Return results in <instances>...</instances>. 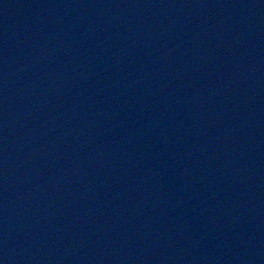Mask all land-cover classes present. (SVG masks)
Here are the masks:
<instances>
[{
    "label": "water",
    "instance_id": "1",
    "mask_svg": "<svg viewBox=\"0 0 264 264\" xmlns=\"http://www.w3.org/2000/svg\"><path fill=\"white\" fill-rule=\"evenodd\" d=\"M40 1L42 6L46 2V7L50 3L53 4V7H57L56 11H59L60 14L58 16L51 11V15L47 16L39 9V1H29L26 3L28 11L32 12L34 16L39 14L38 17L41 16L43 20L37 21V25L31 24L30 28H26V30H23L22 25H19L17 30L11 31L10 26L8 27L7 24L11 25L13 17L8 18V16H5L3 12L7 11L0 8V55L3 51H8V53H5L6 55L12 53L15 59L22 60L21 64H24L19 66L22 69L21 72L12 67V62L9 63L10 66L6 63L0 65V151L5 153V158L12 154H17L16 158L24 157L22 161H20L21 159L17 161L18 163L24 162L23 164H27V158H30V156L35 158L37 155L36 158L40 159L37 153L44 158L43 161H40L41 168L38 170L32 171L31 166L21 168L20 180L24 176L30 177L28 189L15 193L16 202L21 200L22 195L27 194L29 195V201L36 199L35 197H38L37 199L42 197L41 199H43L47 195H54V207L58 208L60 184L62 186L65 183V185L71 186L72 182L69 181L76 179L82 186L93 190L101 203L105 204L107 210L114 209L113 218L123 223L136 238L140 239L149 251V253L146 252L147 254H156L166 263L264 264V167L258 166L261 162H264V153L263 155L259 154L261 155L260 164L251 163L254 158H257L260 148L264 151V136L256 137L253 142H248L249 144H259L258 150L256 146L249 149V147L242 145L245 142L238 149L236 144L231 148L224 132L227 123L224 120L222 121L226 112L221 114V111H224L226 107L223 103L222 105L218 103L217 98L210 100L211 98L207 95L208 91L214 92L215 90L212 87L213 79L217 80L220 76L222 77L229 72L234 74L237 71L236 64L239 59L246 60L248 55L243 54V58L240 55L241 58L232 59L231 69L220 66V68H223L220 75L216 72L218 69L214 71L211 68L207 70L206 67H203L209 61L214 62V64L221 63V58L226 57V43L234 40L233 35L230 34V32H233L232 28L234 26L225 28L220 34L212 32L201 39L204 27L194 24L196 29L193 26L185 28L180 38L173 37L169 43L167 42V51L157 55V57L150 55L145 47L150 46V49H152L160 41L164 45V38L161 35L158 38L157 35L166 32L167 26L158 29L156 25L146 24L148 30L146 31L144 28L141 32H138L135 30L137 28L136 22L139 23L137 20L134 22L135 29L129 41L124 37L125 33L122 26L117 25L116 28L110 26L118 34V42L124 47L130 48L131 51L133 50L129 60L123 61L119 53L110 54L105 50L104 55L101 52L103 46L99 43L100 41L94 40L97 34L104 35L107 33V29H98L102 21H110L109 18H111L109 13H106L104 9L102 10L105 0ZM230 1L235 5L239 3L238 0L237 2L236 0ZM197 2L198 0L187 2L189 11ZM1 4L20 7L17 0H0ZM21 4L25 5L24 3ZM156 5L157 12L152 19L158 24L157 21L159 19L164 20L173 5L172 2L159 4V0L156 1ZM219 5H222V3H219ZM82 8H84V12ZM183 8L186 7L181 6L177 12L181 21L184 16L189 15ZM35 10L36 15L34 14ZM95 12L100 16H96ZM260 12H262V18L260 17L259 21H264V10ZM17 16L26 23L32 22V20L27 21L24 19L25 13ZM77 17L80 19L83 17L86 23L93 22L91 28H86L84 24H76ZM134 18L138 19V16L135 15ZM187 18H192L195 22H202L204 17L201 13L196 12L192 17L187 16ZM218 18H220L219 15L210 17L211 23L215 27L220 26L219 23L216 24ZM21 20H18V22H22ZM239 22L240 27H245L241 21ZM113 30L109 29V32L114 33ZM138 33H140V36ZM152 35H154V38H150ZM226 35H231L229 40H226ZM13 38L15 39L13 40ZM49 38L50 42L46 43ZM257 38L264 40V33H259ZM25 39L27 41L24 43ZM89 39L93 42L91 46L96 45L95 51L91 50ZM191 39H193V42ZM210 40L215 43L208 44L207 42ZM18 44L21 45L18 46ZM263 44L262 41L261 46ZM205 45L208 46L205 48ZM13 49H17L18 53L14 52ZM113 49H115L114 45ZM114 51L116 52V50ZM32 54H36L34 59L37 68L27 63V60L23 62L25 58L29 59ZM143 54L148 56L144 58ZM261 55L262 58L258 61L263 64L261 66L263 76L256 79L257 84L264 82V51L261 52ZM165 56L173 61L168 62L174 66L168 71L160 73L165 66L158 62L165 61L164 59H167ZM47 59L50 60L47 62ZM144 59L149 64L153 63L154 65L142 72L141 69L146 62L141 61H144ZM201 59L207 61L204 62ZM92 61L96 63V66H90ZM154 61L160 65V69L157 68L158 65L156 66ZM168 62L167 66L169 65ZM105 64L107 66L104 72L101 71L97 74L100 83L92 80L95 77V70L104 69L102 65ZM260 64L256 65V68ZM27 66L28 70L26 69ZM57 66L61 72L56 70ZM146 66L147 64H145ZM134 67L135 73L133 74L140 75V81L148 84L147 90L145 88L146 91L142 93L138 91L143 88L140 87V82L139 84L138 82L134 83L135 86L139 85L136 86L138 88L134 87L135 90L133 89L131 92L128 90L133 79L130 73ZM53 69L56 71H53ZM33 71L38 72V75L34 78L30 75V73H34ZM64 71L65 75L62 73ZM110 71H113V77L117 76V78L115 81H111L112 83L107 84L108 75L111 74ZM151 71H156L154 73L156 75L152 74ZM82 74H84V79L77 80V76L79 78ZM103 78H107L104 83L101 81ZM173 80L177 83V80H180L182 86L176 83L171 84ZM30 82L32 83L31 86L39 87L37 91L34 90V94L30 93L32 87H28ZM68 85L73 88L69 90ZM131 86L133 87L132 84ZM127 92L129 94H126ZM256 92L258 93H256L255 99L264 102V93H259L258 89H256ZM106 94L109 96H106ZM148 94H150L149 98L146 97ZM172 95L175 96L171 98ZM260 107L259 109L264 108L263 105H260ZM152 124L155 125L152 126ZM230 126L231 123H229L228 128ZM167 130L170 132L169 135L165 134ZM148 134L150 135L148 136ZM154 138L157 140V142L155 141L157 144H150ZM197 140L200 141L198 152L201 154L209 153V156H213L214 160L210 159L209 156L207 159H204L201 155L202 158L195 156L194 153L196 152L193 153L192 150ZM164 144L171 145L174 150L183 149L182 156L178 159L183 160L185 166H182L183 168L180 171L182 173L190 171L193 172V175L188 176V174H185L187 175L185 183H178V186L191 184L190 194L191 196L196 195L193 199L200 198L198 188L200 189L201 186L199 187L197 182L201 176V174L198 175L199 170H203L206 179L211 181V185L214 182L212 185L214 190L210 191L211 196H208V191L204 192V196L202 194L206 206L203 212H198L200 217L195 218L197 222L199 221L198 226H200V229L211 230L208 234L214 237V241L211 242V237L209 239L206 237L208 239H204L206 243H202L200 247L195 248V252L199 254L198 256H194V253L187 254V252H182L181 255L177 254L168 244L170 230L149 222L150 219L152 221L157 216L156 209L158 205H146L143 201L142 195L145 192L144 185L146 184L144 178H147V173L145 174L146 177L144 175L138 177L137 173L141 168L142 170L149 169V164L144 165L143 162L150 158L147 152L152 153L151 148L154 145L159 148ZM30 145L34 151H30ZM87 145L90 147H85ZM188 146L191 148L190 153L193 154L188 155L189 152L186 153ZM15 147H18L19 150L13 152ZM164 151L165 149H162L158 152V155H162ZM25 158L27 161H25ZM190 160L193 161L188 163ZM207 164L211 166L208 169L205 167ZM235 166L237 168L246 166L245 169L248 168L252 172H254L252 167H257L261 170L259 176L260 179H263L262 185L253 191V184H260L261 181L253 178L254 174L252 175L251 172L245 169L242 170V174L239 172L238 177L235 176L229 169ZM118 167H121V169H118ZM194 173L197 175L194 176ZM232 175L235 177H232ZM103 176L107 178L102 180ZM93 179L96 182L103 181L102 185L99 184L98 187H94L92 185ZM38 182L41 184L46 182L48 186L50 185L42 190L46 192L44 196L42 194L36 196L35 190L39 187ZM135 182L136 186H134ZM162 182L165 187V181ZM240 183L246 184L245 187L251 192L245 195L243 199V206L248 205L249 207L242 211L241 207L243 206L241 202H238L240 206L238 212L232 215L223 213L221 220L219 219V224L209 225V223L203 221L206 218L202 215L209 216L213 213V204L220 205L221 201L227 202L228 200L218 190L225 186L224 190L229 192ZM111 187L115 189L112 190ZM129 187H131V190H129ZM63 188L66 189L67 187L62 186L61 192ZM71 188L74 190L71 202L68 204L61 203L60 212L58 210V215L56 214L57 217L55 218L60 222L58 224L63 226L65 220H68L71 226H78L81 235H87L91 241L92 251H90V254H95L98 260L100 252L104 253V248L98 237L95 236L94 226L96 222L82 207L85 200L83 194L78 193L80 190L75 191V186L72 185ZM105 188L109 191L103 190ZM50 189L53 191H49ZM225 191V196L231 199L234 195L233 191L228 194ZM159 195H162V191L159 192ZM176 199L179 200L176 201L175 206L182 205V198L179 196ZM192 204L193 206L196 205ZM140 207L143 210L141 214L139 212L141 211ZM119 210L125 213L124 216L119 213ZM55 212L57 210L53 211L52 209V213L55 214ZM176 216L174 215V218ZM143 221L148 224V228L142 227ZM217 225H220V228L217 229L215 227ZM236 229L240 235V241L234 242L237 234L233 232H236ZM10 239L8 237L4 243L8 244ZM185 243L190 247L194 245V241L191 240H185ZM1 253L2 249L0 250V264H7V260L12 262L13 257L17 261L22 256L19 255V259H17L18 255L15 250L11 252L13 256H4ZM42 255L45 256V254ZM186 255L192 258L184 261ZM78 256L81 260L85 257L84 261L90 264L89 253L83 257H81L82 253H78ZM97 260L93 263L96 264Z\"/></svg>",
    "mask_w": 264,
    "mask_h": 264
}]
</instances>
